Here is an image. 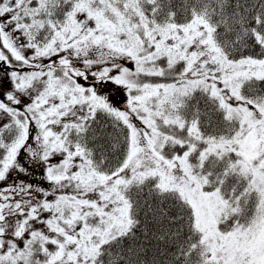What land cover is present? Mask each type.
<instances>
[{"label": "snow or ice", "instance_id": "1", "mask_svg": "<svg viewBox=\"0 0 264 264\" xmlns=\"http://www.w3.org/2000/svg\"><path fill=\"white\" fill-rule=\"evenodd\" d=\"M0 264H264V0H0Z\"/></svg>", "mask_w": 264, "mask_h": 264}]
</instances>
